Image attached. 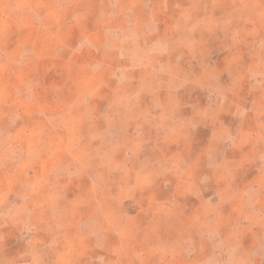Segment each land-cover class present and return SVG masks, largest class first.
I'll return each instance as SVG.
<instances>
[{"label": "clouds", "instance_id": "9594fccd", "mask_svg": "<svg viewBox=\"0 0 264 264\" xmlns=\"http://www.w3.org/2000/svg\"><path fill=\"white\" fill-rule=\"evenodd\" d=\"M0 264H264V0H0Z\"/></svg>", "mask_w": 264, "mask_h": 264}, {"label": "crops", "instance_id": "0c3cea01", "mask_svg": "<svg viewBox=\"0 0 264 264\" xmlns=\"http://www.w3.org/2000/svg\"><path fill=\"white\" fill-rule=\"evenodd\" d=\"M24 35H26V33ZM30 41L35 43L36 36H32L30 38ZM47 52H48L47 45L45 44V42L40 41L38 43L39 63L36 64L34 68H38L41 72H44L47 69H51V72L46 80V84L49 87H52V86H55L57 83H59V79L53 73H55V71L59 69L60 71L64 72V74L66 75L68 65L65 64L63 67H60V62L51 59L47 55ZM41 122H43L42 118H41ZM68 136H69V133L56 130L51 134L40 133V134L32 135V133H27L24 136H21L19 139L22 141H27V142H33L34 140H40L42 142H45V141L54 142V145L52 144V147L49 149L51 154L54 157L58 156L60 158H63L69 155ZM48 166H49V161H47L46 159L41 160L38 164L32 166L33 171L30 172L29 174L30 175L35 174L34 179L39 181L41 178L44 177Z\"/></svg>", "mask_w": 264, "mask_h": 264}, {"label": "rangeland", "instance_id": "374dc122", "mask_svg": "<svg viewBox=\"0 0 264 264\" xmlns=\"http://www.w3.org/2000/svg\"><path fill=\"white\" fill-rule=\"evenodd\" d=\"M32 36H35V33L34 32H28V33H26V35H24L23 38L26 40H30V38ZM34 66L35 65H33V68H34ZM37 119L38 118L33 117L27 121H20L17 123V126L14 129V135L16 136L17 140L24 142V141L20 140L19 138L21 136H24L27 133H32V135H34V134H40V133L51 134L54 132L52 130V127L50 125H48L47 122H45V121L41 122L40 126H37V123H36ZM43 143L45 144V146L48 149H50L52 147V144L54 145V142H50V141H45Z\"/></svg>", "mask_w": 264, "mask_h": 264}]
</instances>
